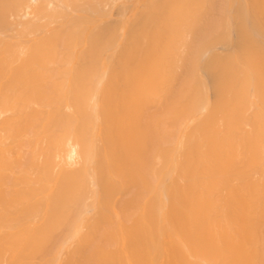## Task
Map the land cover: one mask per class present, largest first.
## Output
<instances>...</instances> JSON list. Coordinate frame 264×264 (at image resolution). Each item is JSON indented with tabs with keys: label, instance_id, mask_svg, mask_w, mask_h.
<instances>
[{
	"label": "bare ground",
	"instance_id": "obj_1",
	"mask_svg": "<svg viewBox=\"0 0 264 264\" xmlns=\"http://www.w3.org/2000/svg\"><path fill=\"white\" fill-rule=\"evenodd\" d=\"M0 264H264V0H0Z\"/></svg>",
	"mask_w": 264,
	"mask_h": 264
},
{
	"label": "rangeland",
	"instance_id": "obj_2",
	"mask_svg": "<svg viewBox=\"0 0 264 264\" xmlns=\"http://www.w3.org/2000/svg\"><path fill=\"white\" fill-rule=\"evenodd\" d=\"M218 48V47H217ZM217 48H216V50H217ZM220 51V48H219V50H217V52H219Z\"/></svg>",
	"mask_w": 264,
	"mask_h": 264
}]
</instances>
